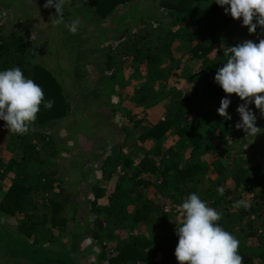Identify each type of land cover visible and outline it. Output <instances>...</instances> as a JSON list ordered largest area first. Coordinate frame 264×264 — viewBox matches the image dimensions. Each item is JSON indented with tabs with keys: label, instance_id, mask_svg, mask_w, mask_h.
<instances>
[{
	"label": "trees",
	"instance_id": "16d2710c",
	"mask_svg": "<svg viewBox=\"0 0 264 264\" xmlns=\"http://www.w3.org/2000/svg\"><path fill=\"white\" fill-rule=\"evenodd\" d=\"M130 1L70 0V6L63 7V19L73 6L89 21L97 22ZM150 2L148 12L139 16V25L153 22L157 25L136 36L128 35L127 27L120 28L119 38L108 42L100 59L94 62L100 64L87 83L86 76L79 71L71 74L63 68L56 72L45 63L34 60L33 41L15 29H8L6 22L0 21V71L20 67L26 78L42 87L45 101H54L51 109H45L41 104L35 120L38 124L35 135H20L17 149L9 159H5L0 151V176L12 172L10 183L0 197V211L11 216L21 214L19 226L22 231L17 234L3 229L0 223V249L8 247L7 251L1 250L19 257L17 264H79L73 252L78 249L84 231L78 222L69 233L71 241L66 250H54L38 241L42 230H46L43 237L47 239L54 234V227L72 219L80 211L82 201L60 184L54 170L46 172L40 167L34 171L33 166L42 163L43 158L32 138L41 137V134L51 137L39 128L70 113L73 109L72 91L79 95L76 101L80 102L97 98L109 100L108 87L121 67L120 57L136 58L139 55L144 56L146 76L151 86L139 89L142 97L135 103L147 107V98L152 100L159 93L168 101L166 113L154 123L140 127L143 120L139 124L135 121L141 128L138 140L152 141L148 151L141 153L138 159L127 155L114 162L112 156H106L102 164L108 175L117 172L118 165L122 171L113 188L94 187L90 204L104 214L96 216L94 222L108 230V234L115 229L128 232L125 239L116 240L115 252L107 257L108 262L148 264L147 248L153 247L160 251V259L150 264H179L174 254L178 244L177 227L182 224L179 206L191 193H196L221 214L217 223L240 241L239 254L243 257V264H264V172L253 156L260 134L248 135L235 127L240 122L237 108L244 101L236 94H226L214 80L216 72L227 60L224 49L247 40L258 43L259 39H264V30L258 26L256 33H249L242 18L233 19L225 13L229 6L221 7L215 0ZM51 14L55 15L54 7H51ZM123 17L125 15L118 19ZM149 17L153 20L147 21ZM181 34L188 41L189 57L198 60L197 69L185 73L189 84L185 96L174 86L166 88L168 77L175 75L172 43ZM81 45L82 41L77 46V56L82 54ZM78 62L81 64V60ZM69 76L67 85L65 81ZM156 84L158 90H153ZM83 86L88 88L87 91L78 90ZM225 97L231 101L227 109L230 120L217 111ZM248 107L255 112L254 102ZM2 123L6 124L0 120V125ZM169 132L174 136V144L164 146L162 139ZM6 145L9 147V143ZM212 150L217 151L216 156L208 163H202L200 155ZM145 173H148L146 177ZM125 179L130 180V184H125ZM149 185L163 187L165 191L159 192L162 197L156 199L146 194ZM220 186L225 189L223 196L216 191ZM100 197L107 201L98 205ZM241 199L251 206L235 208L234 203ZM141 224L146 225L145 229L147 226L152 228L149 236L136 231ZM99 232L92 230V235L100 238Z\"/></svg>",
	"mask_w": 264,
	"mask_h": 264
},
{
	"label": "rangeland",
	"instance_id": "374dc122",
	"mask_svg": "<svg viewBox=\"0 0 264 264\" xmlns=\"http://www.w3.org/2000/svg\"><path fill=\"white\" fill-rule=\"evenodd\" d=\"M150 1L131 0L97 22L89 21L86 16L80 14L79 10L76 11L75 7L71 6L69 7L70 13L64 19V24L54 26L50 22V18L54 16L51 14V7H44L46 0H0V21L6 22L8 29H15L25 38L33 41V46L36 49L34 60L45 63L56 72L63 68L71 74L79 71L83 76H86L84 79L87 83L93 78L91 75L100 64V62L96 64L94 62L100 59L108 42L116 41L119 38L120 28L127 27L126 33L136 36L137 33L157 25L154 22L150 25H139L141 24L139 16L141 13L148 12ZM68 5L70 6V2L66 0L64 6ZM122 15L125 17L118 19ZM77 18L80 21L79 29L76 34H72L65 24H69ZM146 20L153 19L149 17ZM81 41L83 51L77 56L79 53L77 46ZM188 48V41L182 34L173 41L172 49L176 61L172 65L175 75L168 77L166 86L167 89L171 86L181 89L182 96L187 94L189 86L186 71H195L198 65V60L189 57ZM120 59H122L119 64L121 67L111 79L112 84L108 87L109 100L97 98L89 102H80L76 101L79 95L72 91L73 109L70 113L62 118L48 121L42 124V128H39L51 137L41 134V137L38 135L32 138L43 158L42 163L39 162L33 166L34 171H38L40 167L46 172L54 170L60 184L65 189L74 192L77 199L82 201L80 211L72 219H68L60 227H54V234L47 239L43 237L46 230H42L38 241L54 250H66L71 241L69 233L72 231L74 223L78 222L83 226L82 230L84 231L80 236L78 249L73 252L77 256L79 264H110L107 257L115 252L116 240L125 239L128 235L127 231L116 229L108 234V230L94 222L96 216L104 215L100 211H96L90 204V200L94 197V187L100 185L104 188H113L120 180L122 171L118 165L117 172L108 175L107 171L102 168L106 156H112L113 162L119 161L120 157L127 155L138 159L141 153H145L151 148L152 142L138 140L137 136L141 131L139 126H149L166 113L168 98L162 93L153 97V102L147 98L149 103L147 107L135 103V100L142 97L139 94V89L142 86H151L146 76L147 68L144 56L139 55L136 58L128 56L120 57ZM78 60H81V64ZM69 79L70 76L65 81L67 85ZM153 88V90H158L157 84ZM86 89L88 88L83 86L78 90L87 91ZM254 114L257 117L256 126L262 130L257 138L258 145L253 156L259 164L260 170L264 172V115H261L258 109ZM140 120H143L142 123ZM135 121L141 124L136 126ZM37 125L34 122L26 135H35L38 129ZM19 140V134L10 132L5 123L0 125V151L5 159H9L13 155ZM162 142L164 146L174 144V136L169 132ZM6 143H9V147ZM216 154L217 151L212 150L210 153L200 155L199 160L206 164ZM147 175L148 173H145L144 177ZM11 176L12 172H6L3 177L0 176V197L8 187ZM151 178L153 179L154 176L151 175ZM57 182L54 183L56 190L59 188V185H56ZM124 182L130 184V180L127 179ZM164 191L163 187L159 188L157 185L146 187V194L156 199L161 196L159 192L163 193ZM106 201L104 197H100L98 205ZM20 218L21 214L11 216L0 211L1 227L17 234L22 233L19 226ZM145 226V224H141L136 231L149 236L152 228L147 226L145 229ZM92 230L100 231L101 237H94ZM1 249L0 264H17L20 260L13 253L3 252L7 251L8 247H3V251ZM147 251L150 256L148 264L160 259L159 250L148 247ZM9 252L13 251L9 250Z\"/></svg>",
	"mask_w": 264,
	"mask_h": 264
},
{
	"label": "clouds",
	"instance_id": "9594fccd",
	"mask_svg": "<svg viewBox=\"0 0 264 264\" xmlns=\"http://www.w3.org/2000/svg\"><path fill=\"white\" fill-rule=\"evenodd\" d=\"M215 2L221 7L229 6L225 13L236 20L242 18L249 33H256L258 26L264 30V0ZM65 3L66 0H46L45 8H55V15L50 18L52 25L64 24ZM79 24L77 18L65 27L76 34ZM224 56L227 60L216 72L214 80L226 94H236L244 101L237 108L240 122L235 127L256 136L262 129L256 126L257 117L248 105L254 102L256 109L264 115V39H259L258 43L247 40L227 47ZM230 103V99L225 97L217 109L218 114L228 120L231 119L227 112ZM41 104L45 109H51L54 101H45L42 87L33 79L26 78L20 67L0 71V120L6 122L10 132L28 133ZM216 191L223 196L225 189L220 186ZM233 206L247 209L251 205L241 199ZM179 207L182 224L177 227L178 244L174 253L179 264H243V257L239 254L240 241L217 223L221 214L216 209L208 206L196 193H191Z\"/></svg>",
	"mask_w": 264,
	"mask_h": 264
}]
</instances>
